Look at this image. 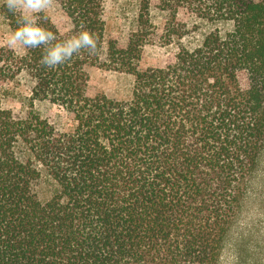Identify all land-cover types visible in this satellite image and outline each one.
I'll return each instance as SVG.
<instances>
[{
	"label": "trees",
	"instance_id": "obj_1",
	"mask_svg": "<svg viewBox=\"0 0 264 264\" xmlns=\"http://www.w3.org/2000/svg\"><path fill=\"white\" fill-rule=\"evenodd\" d=\"M55 2L70 29L40 25L84 24L98 52L50 69L0 45V264H218L264 161V0H162L171 51L142 70L146 1L125 46L101 0ZM89 67L132 76L129 99L87 96Z\"/></svg>",
	"mask_w": 264,
	"mask_h": 264
},
{
	"label": "rangeland",
	"instance_id": "obj_2",
	"mask_svg": "<svg viewBox=\"0 0 264 264\" xmlns=\"http://www.w3.org/2000/svg\"><path fill=\"white\" fill-rule=\"evenodd\" d=\"M142 1L149 4L150 21L155 30L154 35L142 47L138 62L139 70L148 67H162L171 51L170 48L162 46L159 40L165 19L164 13L158 9L162 0H101L105 40L111 38L124 46L136 29L135 19ZM44 14L60 33H65L70 29L69 19L55 0ZM178 16L185 19L182 14ZM10 34L8 27L0 17V45H8ZM11 48L19 50V46ZM87 73V96L103 94L114 100L129 99L132 76L99 67H89ZM1 103L6 108L17 110L10 99L1 101ZM38 109L42 114L48 113L46 106H40ZM52 111L55 112L56 108ZM49 191L46 183L41 184L38 190L39 198H47ZM223 250L218 264H264V161L252 183L240 215L228 234Z\"/></svg>",
	"mask_w": 264,
	"mask_h": 264
},
{
	"label": "clouds",
	"instance_id": "obj_3",
	"mask_svg": "<svg viewBox=\"0 0 264 264\" xmlns=\"http://www.w3.org/2000/svg\"><path fill=\"white\" fill-rule=\"evenodd\" d=\"M54 0H0L9 12L19 16L18 27L10 34L9 47L21 46L24 49L43 47L41 64L46 68H56L71 60L74 54L87 51L96 55L98 42L84 24L71 38L57 41L56 35L43 28L38 22L45 10Z\"/></svg>",
	"mask_w": 264,
	"mask_h": 264
}]
</instances>
